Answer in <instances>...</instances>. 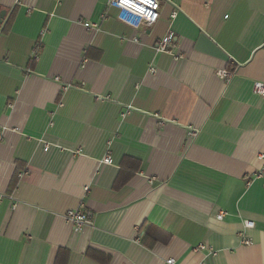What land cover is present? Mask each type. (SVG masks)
<instances>
[{"label":"crops","instance_id":"crops-1","mask_svg":"<svg viewBox=\"0 0 264 264\" xmlns=\"http://www.w3.org/2000/svg\"><path fill=\"white\" fill-rule=\"evenodd\" d=\"M107 2L0 0V264H264V0Z\"/></svg>","mask_w":264,"mask_h":264},{"label":"built area","instance_id":"built-area-1","mask_svg":"<svg viewBox=\"0 0 264 264\" xmlns=\"http://www.w3.org/2000/svg\"><path fill=\"white\" fill-rule=\"evenodd\" d=\"M117 8L118 9V20L122 23L134 28L140 29L142 27H150L153 26L160 17V9L161 2L160 0H108L107 9L108 8ZM176 13H173L172 17H175ZM84 25L88 29H97L98 24L85 22ZM175 34L173 31H169L164 38L159 41L156 46L157 51L159 52H170L173 53V48L171 45L175 41ZM36 57V56H35ZM178 58V56H176ZM152 72H155L154 68L150 69ZM219 75L222 78H227L231 75L229 70H221L219 71ZM253 92L256 95L264 97V82L256 81L253 84ZM126 113H123L124 116ZM45 150H49V145L45 147ZM261 158L264 159V153L261 154ZM104 162L110 163V157H106ZM26 172H20L19 176H23ZM264 170L260 173L255 174L254 176L249 178L248 184H250L255 178H259L263 176ZM151 183L154 182L153 179L150 180ZM3 194H0V202L3 198ZM223 213L218 215L219 218L223 217ZM67 218L72 221L77 227L81 228L86 225L92 224V221L88 217L86 213H84L81 209H72L67 212ZM254 226L253 221H246L245 228H251ZM139 240V237L136 238ZM243 243L251 244L252 241L248 238L243 239ZM195 250L206 252L209 255H216L217 250L213 247L208 246L205 243H200ZM167 263L175 264V259H168Z\"/></svg>","mask_w":264,"mask_h":264}]
</instances>
